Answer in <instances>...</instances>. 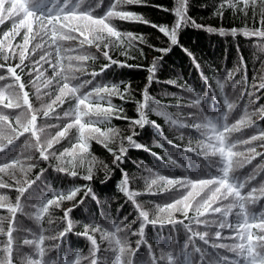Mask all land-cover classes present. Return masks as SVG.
Wrapping results in <instances>:
<instances>
[{
	"label": "trees",
	"instance_id": "1",
	"mask_svg": "<svg viewBox=\"0 0 264 264\" xmlns=\"http://www.w3.org/2000/svg\"><path fill=\"white\" fill-rule=\"evenodd\" d=\"M1 1L0 264H264V0Z\"/></svg>",
	"mask_w": 264,
	"mask_h": 264
},
{
	"label": "rangeland",
	"instance_id": "2",
	"mask_svg": "<svg viewBox=\"0 0 264 264\" xmlns=\"http://www.w3.org/2000/svg\"><path fill=\"white\" fill-rule=\"evenodd\" d=\"M10 15V12H6L4 8L3 2L0 0V23ZM58 28L62 32V35L66 33L70 38H79L82 39V33H90L92 34L95 29L92 30L91 22L84 16L78 15H68L64 18H60L58 22ZM91 28V29H90ZM41 26L35 23L32 19L24 20L18 28H15L13 31L8 33L3 40L2 49L5 54L15 57H23L28 49H32L33 47H37V43L33 40L36 35L40 32ZM24 32L23 38H18L20 32ZM38 71L42 68V66L38 63L34 64ZM81 65L79 62H73L69 68L71 73H76L79 71ZM13 71V67L10 68ZM46 102L45 96L40 94L39 103L40 105H44ZM37 107L35 105L32 106V110L30 114H35ZM38 111V110H37ZM215 197H220L217 193Z\"/></svg>",
	"mask_w": 264,
	"mask_h": 264
}]
</instances>
